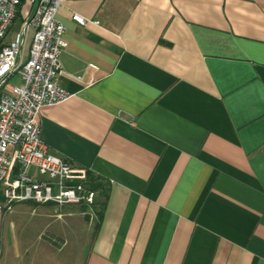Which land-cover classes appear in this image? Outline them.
Returning <instances> with one entry per match:
<instances>
[{
	"label": "crops",
	"instance_id": "crops-1",
	"mask_svg": "<svg viewBox=\"0 0 264 264\" xmlns=\"http://www.w3.org/2000/svg\"><path fill=\"white\" fill-rule=\"evenodd\" d=\"M57 17L82 80L59 77L70 96L41 109L40 140L101 184L78 264H264V0H69ZM36 206L0 210V264L29 263Z\"/></svg>",
	"mask_w": 264,
	"mask_h": 264
},
{
	"label": "built area",
	"instance_id": "built-area-1",
	"mask_svg": "<svg viewBox=\"0 0 264 264\" xmlns=\"http://www.w3.org/2000/svg\"><path fill=\"white\" fill-rule=\"evenodd\" d=\"M69 0H30L33 11L8 41L20 0H0V210L18 203L76 206L95 218L96 193L88 185V169L48 153L40 140V113L70 96L58 85L66 75L59 57L67 47L65 27L57 14ZM72 20L87 21L79 15ZM28 31L33 35L24 55ZM16 79V83L10 81ZM33 169L35 175H31Z\"/></svg>",
	"mask_w": 264,
	"mask_h": 264
},
{
	"label": "rangeland",
	"instance_id": "rangeland-1",
	"mask_svg": "<svg viewBox=\"0 0 264 264\" xmlns=\"http://www.w3.org/2000/svg\"><path fill=\"white\" fill-rule=\"evenodd\" d=\"M16 82V79L10 81L11 84ZM20 213V219L32 220L36 217V219L38 218L41 221L40 231L35 236L33 235V231L27 230V226L29 228V225L24 226L26 230L23 237H28L25 239L29 241V244L28 242H24L25 254L29 257V260H27L29 263L26 264H34L33 258L29 255L30 249L32 250L33 247L41 252H44L46 248H51L56 260L59 262L65 260L67 264H78V257L81 255L82 246L87 243L89 229L92 228L95 222L94 217L91 218L85 215L79 208L54 209L52 211L42 209L38 205L31 209L25 208ZM50 223L51 225H49ZM17 229L18 227H15L14 234H18ZM12 261L16 264V257L12 258Z\"/></svg>",
	"mask_w": 264,
	"mask_h": 264
},
{
	"label": "trees",
	"instance_id": "trees-1",
	"mask_svg": "<svg viewBox=\"0 0 264 264\" xmlns=\"http://www.w3.org/2000/svg\"><path fill=\"white\" fill-rule=\"evenodd\" d=\"M22 22V19L20 18L19 14L17 13L16 19L14 20V23L11 27V30L16 29L17 26ZM90 178V176H88ZM90 182V188L93 190H98L101 187V184L99 182H97L95 179L90 178L89 180ZM81 210H83L82 208H80ZM95 210V208H94ZM96 218L98 217V213L97 211L95 212Z\"/></svg>",
	"mask_w": 264,
	"mask_h": 264
}]
</instances>
